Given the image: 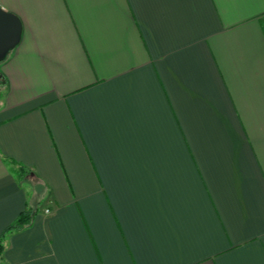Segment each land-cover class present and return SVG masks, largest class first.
Masks as SVG:
<instances>
[{
    "label": "crops",
    "instance_id": "0c3cea01",
    "mask_svg": "<svg viewBox=\"0 0 264 264\" xmlns=\"http://www.w3.org/2000/svg\"><path fill=\"white\" fill-rule=\"evenodd\" d=\"M0 9V264H264V0Z\"/></svg>",
    "mask_w": 264,
    "mask_h": 264
},
{
    "label": "trees",
    "instance_id": "16d2710c",
    "mask_svg": "<svg viewBox=\"0 0 264 264\" xmlns=\"http://www.w3.org/2000/svg\"><path fill=\"white\" fill-rule=\"evenodd\" d=\"M5 163L9 166L10 171L19 179L24 178L29 174L28 170L22 164H19L13 160L5 158ZM37 214V209L32 207H27V209L15 220V222L6 230L5 235L10 232H21L32 227L35 216ZM3 235L0 238V257H2V242L5 237Z\"/></svg>",
    "mask_w": 264,
    "mask_h": 264
},
{
    "label": "water",
    "instance_id": "95a60500",
    "mask_svg": "<svg viewBox=\"0 0 264 264\" xmlns=\"http://www.w3.org/2000/svg\"><path fill=\"white\" fill-rule=\"evenodd\" d=\"M21 25L12 14L0 9V60L4 59L20 39Z\"/></svg>",
    "mask_w": 264,
    "mask_h": 264
},
{
    "label": "rangeland",
    "instance_id": "374dc122",
    "mask_svg": "<svg viewBox=\"0 0 264 264\" xmlns=\"http://www.w3.org/2000/svg\"><path fill=\"white\" fill-rule=\"evenodd\" d=\"M3 89H4V88H3V83H2L1 80H0V94H2V93L4 92Z\"/></svg>",
    "mask_w": 264,
    "mask_h": 264
}]
</instances>
